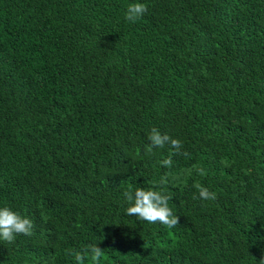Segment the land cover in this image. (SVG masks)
Returning <instances> with one entry per match:
<instances>
[{"label": "trees", "instance_id": "16d2710c", "mask_svg": "<svg viewBox=\"0 0 264 264\" xmlns=\"http://www.w3.org/2000/svg\"><path fill=\"white\" fill-rule=\"evenodd\" d=\"M153 127L189 156L145 155ZM165 174L179 225L128 216L124 191ZM3 207L35 227L0 240V264H76L65 250L89 243L103 264H257L264 0H0Z\"/></svg>", "mask_w": 264, "mask_h": 264}, {"label": "clouds", "instance_id": "9594fccd", "mask_svg": "<svg viewBox=\"0 0 264 264\" xmlns=\"http://www.w3.org/2000/svg\"><path fill=\"white\" fill-rule=\"evenodd\" d=\"M148 11V7L144 3L136 2L130 3L127 6L125 19L129 22L135 23L141 19ZM149 143L145 146L144 153L147 156L155 155V150L164 149L166 146L170 149L169 155L166 159L161 161V165L166 168L173 166L172 157L175 155L189 156L186 151L182 152L183 144L172 136L161 133L159 129L153 127L148 135ZM200 175H206V171L199 169ZM152 188L137 187L135 190H126L123 196L129 203L126 208L128 216H135L141 221H146L149 224H162L169 229L175 228L180 223V217L175 215L169 207V201L172 197L167 194L163 187L168 184V174L160 177L159 181L153 182ZM198 195L194 199H201L203 201H215L217 194L210 191L207 187L197 183L194 185ZM75 227L79 228L81 225L76 224ZM35 225L33 221L22 216L19 212L13 211L9 207L0 208V240L7 243H12L17 235L32 236ZM66 255L74 256L76 264H103L105 258V250L95 243H89L82 250L66 249ZM257 264H264V258L257 261Z\"/></svg>", "mask_w": 264, "mask_h": 264}]
</instances>
